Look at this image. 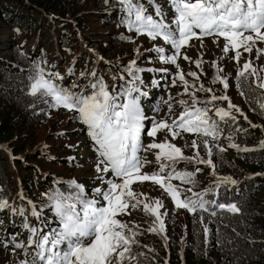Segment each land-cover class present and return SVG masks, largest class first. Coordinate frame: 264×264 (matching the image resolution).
Instances as JSON below:
<instances>
[{"label": "trees", "instance_id": "trees-1", "mask_svg": "<svg viewBox=\"0 0 264 264\" xmlns=\"http://www.w3.org/2000/svg\"><path fill=\"white\" fill-rule=\"evenodd\" d=\"M159 2L171 16L167 0ZM123 15L117 0H109L107 4L104 0H0V146L7 147L11 152V156L0 153V198L9 204L8 208L0 209V264H20L22 259H31L35 253L34 246L27 247V255L24 249L12 251L16 241L27 244L29 233L24 226L26 222L39 227L26 200H31L39 208L47 202L46 193L69 191L67 182L73 179L85 186L89 197L96 196L93 188L103 187L94 178L97 155L86 126L73 118V112L62 107L51 108L40 102L38 97L28 94L29 77L36 65L44 68L46 73H59L63 77L59 83L63 86L71 89L73 85H78L74 90L90 92L92 71L103 77L110 90L113 87L119 90L125 83L120 76L123 74L130 79L125 67L135 59L139 68L168 69L167 72L139 73L145 90H149L150 98L142 97L147 115H153L156 119L164 116L167 107L161 104V98L166 100L171 95L175 99H187L185 95L177 96L176 87L171 86L177 68L160 61L157 53L145 51L154 45L164 47L165 55L174 50L160 38L153 41L145 35L128 31L121 23ZM124 36L133 37L134 42L123 39ZM214 39L204 37L202 45L200 40H191L190 46L183 48L178 58L180 68L185 73L197 72L200 77L197 86L202 83L219 96L225 94L222 84L211 83L216 74L213 61L217 62L229 78L227 95L232 103L242 109L252 124L264 126V115L258 108V102H264L259 99L264 97V90L257 89L251 93L247 88L237 87L236 80L239 68L249 59L255 67H264V54L257 59L255 49L251 54L243 53L240 58L243 64L239 65L232 59V51L221 59L224 55L221 51L222 37L210 50V42H214ZM257 47L264 48V42H258ZM137 48L141 52L139 57L135 51ZM184 53L193 62L183 61ZM96 54L104 60H99ZM196 59L203 60V72L196 67ZM228 63L237 64V68L232 69ZM81 73L88 75L81 76ZM260 75L264 76V72ZM186 79L192 82L194 78L186 76ZM153 80L159 81V85L152 86ZM178 87L183 89V85ZM242 91L244 95H241ZM211 94L196 92L202 101ZM226 105L227 102L216 103V107ZM156 108L160 111H154ZM180 111L181 107L175 106L172 114ZM209 115H214V112ZM237 116L235 124L231 121L220 123L223 134L218 143L227 150L222 153L214 150L212 159L216 165V175L209 167L201 165L202 170L196 175L197 186L193 191L212 188L206 199L236 203L241 211L233 214L217 210L215 217L203 213L204 223L210 229L205 242L203 225L198 222L199 215L175 208L163 189L151 181L143 182L151 193V200H162L164 208L161 211L167 210L169 215L165 218L167 246L160 235L147 231L153 218L142 210H133L131 216L119 217L134 222L133 227L139 225L138 231L142 234L138 235L139 244L133 246V251L145 254L140 257L142 264H264V150L239 152L228 147L230 141L227 138L231 135L233 142L241 147H255L264 140V128H252L242 116ZM194 138L193 134L183 133L174 141L186 156H192L193 150L184 146ZM40 144L47 148H39ZM49 150H52V156L48 155ZM142 155L151 162L143 171H157L159 164L156 155L152 152ZM201 155H205L203 149ZM22 156H25V161H21ZM69 157L76 159L70 162ZM195 167L186 162L177 165L179 170L193 171ZM80 171L84 172V176L78 175ZM16 176L21 180L20 187ZM223 177H231L237 183L216 188L215 182ZM172 183L184 189L190 187L179 180ZM132 187L136 193H143L141 183L137 182ZM142 198L148 199L146 195ZM13 208L24 209L26 215L14 213ZM43 215L49 219L52 227L58 226L51 210L43 209ZM51 216L53 219H50ZM44 230L47 231V228Z\"/></svg>", "mask_w": 264, "mask_h": 264}, {"label": "snow or ice", "instance_id": "snow-or-ice-1", "mask_svg": "<svg viewBox=\"0 0 264 264\" xmlns=\"http://www.w3.org/2000/svg\"><path fill=\"white\" fill-rule=\"evenodd\" d=\"M104 2L107 4L109 0ZM117 2L124 13L121 23L128 31L145 35L153 41L160 38L174 50L165 55L164 47L154 45L145 51L157 53L160 61L177 68L171 86L183 85L182 92L177 93V96L187 95L189 99H175L171 95L166 100L161 98V104L167 107V118L149 117L142 104V97H147L149 93L145 90L139 73L167 72L168 69L139 68L135 59L125 67L130 79H126L123 74L120 76L125 83L119 90L115 87L110 90L103 77L92 71L90 92L74 90L78 85H73L71 89L65 87L59 83L63 80L59 73H46L44 68L36 65L29 77L28 94L38 97L40 102L51 108L62 107L73 112V118L86 126L97 155L94 178L103 187L93 188L92 192L96 196L89 197L85 186L73 179L67 182L69 191L53 190L46 193L47 202L39 208L29 201L31 214L40 221L41 226L26 222L24 226L29 233L27 244L23 241L13 243L12 251L24 249L25 255L28 246L35 247L33 257L22 259L20 264H142L140 257L145 254L133 251V246L139 244L138 235L142 234L138 231L139 225L133 227L134 222H127L119 217L131 216L133 210H142L153 218L147 231L160 235L167 246L165 218L169 212L161 211L164 208L162 200H149L142 198L145 197L144 193H136L132 186L137 182H153L171 198L175 208L199 215L198 222L203 225L205 242L210 229L204 223L203 213L215 217L217 210L233 214L241 211L236 203L206 199L212 188L199 192L193 189L197 186L196 175L202 170L200 166L209 167L212 174L216 175V165L212 159L214 150L216 153L227 150L218 143L223 134L220 123L231 121L235 124L237 114L245 121H248V117L227 95L229 78L217 62L213 61L216 74L211 83L222 84L225 94L219 96L202 83L197 86L200 79L197 72L185 73L180 68L178 58L181 57V49L190 46L189 42L193 39L200 40L202 45L204 37H214V43H219L222 37L221 51L224 55L221 59L232 51V59L239 64L242 54H251L254 49L258 59L259 55L264 54V48L257 47L258 42H264V0H167L171 16L159 0ZM122 38L134 42L133 37ZM135 51L139 57L140 49ZM182 58L193 62L186 53ZM98 59L103 60V57ZM194 63L203 72V60L196 59ZM71 72L70 68L69 73ZM261 72H264V67H255L251 59L245 61L236 75L237 87L247 88L251 93H255L257 89L264 90V76L260 75ZM86 75L88 74L81 73V76ZM186 76L194 78L193 81L190 82ZM158 85L159 81H152V86ZM198 91L212 94L207 100L200 101L196 96ZM244 94L242 91L241 95ZM259 99L264 100V97ZM217 102H227V105L216 107ZM201 104L203 106H198ZM175 106H180L181 111L178 116L173 117ZM258 108L264 115V102H258ZM154 111L159 112L160 109L156 108ZM210 112H214V115H209ZM248 123L252 128H264L251 121ZM161 132H167L171 139L165 138L157 142V134ZM183 133L193 134L195 137L190 144L184 146L193 150L192 156H186L183 149L173 142L177 137H182ZM145 136L152 138L150 143H144ZM227 138L230 141L228 147L239 152L264 150V140L255 147H241L233 142L231 135ZM201 149L204 156L201 155ZM151 152H155L159 168L149 173L143 169L151 162L142 153ZM75 159L69 157L70 162ZM181 162L196 167L193 171L179 170L177 165ZM173 180H179L181 184H188L190 187L184 189L173 184ZM236 183L231 177H223L215 182V187ZM8 207V201L0 198V209ZM45 208L54 213L57 227H52L49 219L43 215ZM12 210L21 216L26 215L24 209Z\"/></svg>", "mask_w": 264, "mask_h": 264}, {"label": "rangeland", "instance_id": "rangeland-1", "mask_svg": "<svg viewBox=\"0 0 264 264\" xmlns=\"http://www.w3.org/2000/svg\"><path fill=\"white\" fill-rule=\"evenodd\" d=\"M211 44H210V50L212 51L213 50V46H216L215 45V43L214 42H210ZM213 44V45H212ZM183 49V48H182ZM182 49H181V51H182ZM183 61H185V60H183ZM188 62V61H187ZM240 64L239 65H242L243 64V62L240 60V62H239ZM187 64V63H186ZM185 65V64H184ZM228 66L230 67V66H232V69L233 68H237V64H232V63H228ZM182 88L181 87H176V92H178V93H181L182 92ZM148 91V93H149V90H147ZM186 97H187V99H189V97L187 96V95H185ZM146 98H150V96L148 95ZM176 108H178V107H176ZM167 111V110H166ZM179 113L180 112H176V113H174V114H172L173 115V117H175V116H178L179 115ZM149 117H153V115H148ZM162 118H167V117H165V114H164V116L162 117ZM168 133L167 132H161V133H158L157 134V137H156V140H157V142H160V141H163V140H165V138H168V139H171V137H169L168 135H167ZM151 140H152V138H150V137H144V143L145 144H147V143H150L151 142ZM174 143H175V141H173ZM39 148H42V149H46L47 147L44 145V144H40L39 145ZM0 153H2V154H4V155H10L11 156V152H10V150L7 148V147H5V146H0ZM48 155H50V156H52L51 154L53 153L52 152V150H49L48 152ZM152 154H155V152H152ZM22 158L23 159H21V161H25V156H22ZM52 170H55V169H53V168H51ZM12 170L14 171V166H13V168H12ZM79 176H84V172H81L80 171V173L78 174ZM16 182H17V185H18V187H20L21 185H22V183H21V180H20V178H18L17 176H16ZM142 186H143V188H141L142 189V191H143V193L146 195V197L149 199V200H151V193L148 191L149 189H148V187L145 185V184H142ZM20 194L22 193L21 192V190H20V192H19ZM27 201V206L28 207H30L31 205L29 204V200H26ZM32 202V201H31ZM34 204V203H33ZM50 219H53V217L51 216L50 217ZM38 225H39V227L41 226V224H40V221H38ZM30 248H32L31 246H29Z\"/></svg>", "mask_w": 264, "mask_h": 264}]
</instances>
